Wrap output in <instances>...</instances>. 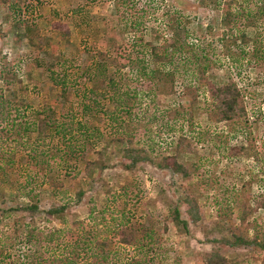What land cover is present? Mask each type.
Returning a JSON list of instances; mask_svg holds the SVG:
<instances>
[{
	"label": "rangeland",
	"instance_id": "1",
	"mask_svg": "<svg viewBox=\"0 0 264 264\" xmlns=\"http://www.w3.org/2000/svg\"><path fill=\"white\" fill-rule=\"evenodd\" d=\"M220 1L217 7L208 0H8L14 5L13 12L8 5L0 4V62L26 86L20 93L34 108L47 105L61 113L72 105L79 110L76 93L81 94L83 87L91 84L78 68L94 58H117L125 53L123 47L130 50L134 41L156 46L159 57L154 59L149 53L146 57L158 65L164 60L162 48L172 35L170 15L175 17L178 12L182 21L183 17L190 20L192 34L185 40L199 47L202 54L198 61L205 63L207 59L211 63L203 76L192 66L188 73L179 67L170 95L158 87L150 96L144 95L148 90L144 88L135 96V115L124 126L120 135L123 140H117L113 133L99 141L95 149L87 145L77 160L79 174L71 171L65 176L61 168L65 189L74 194L80 184L79 188L86 191L82 202L69 209L66 222L73 218L88 221L91 206L100 215L108 204L104 213L108 224L117 222L122 212L139 239H143L144 231L152 230V240H144L145 253L132 243H119V235L109 233V264H129L135 258H146V254L152 256L149 259L154 264H207L213 250L227 259L225 264H264V250L228 243L233 242L234 235L247 239L264 236L263 4L260 0ZM226 6L235 18L224 21ZM23 19L28 20L20 24ZM130 19L142 24L127 29L125 24ZM222 35L236 36L235 41H221ZM143 53L140 50L139 57ZM39 62L43 67L38 68ZM49 62H55V69L73 63L79 82L62 96L44 68ZM230 82L239 90L238 103L245 107L246 114L217 121L212 112L215 89ZM130 83L135 87L136 82ZM112 105L108 103L109 108ZM172 123L175 126L170 129ZM184 132L186 138L177 147L176 139ZM6 144L0 141L2 147L20 148L10 140ZM127 146L139 150L149 161L138 163L132 170L122 166L123 161L129 163L123 152ZM105 147L107 152L102 157L98 151H105ZM171 156L186 167L187 176L160 166L164 163L171 167ZM14 177L11 174L10 179ZM3 190L14 196L10 183L4 184ZM186 198L196 203L198 219H192ZM6 204L15 203L7 200ZM48 204L46 200L41 207ZM176 205L181 218L188 221V233L173 222L172 208ZM51 221L55 226L65 222ZM7 228L0 224V233Z\"/></svg>",
	"mask_w": 264,
	"mask_h": 264
},
{
	"label": "trees",
	"instance_id": "2",
	"mask_svg": "<svg viewBox=\"0 0 264 264\" xmlns=\"http://www.w3.org/2000/svg\"><path fill=\"white\" fill-rule=\"evenodd\" d=\"M208 1L215 3L217 7L221 6L220 0ZM231 2L232 0L230 4ZM260 2L263 4L260 11L263 15L264 0ZM0 4L8 5L7 8L14 11V5L9 4L8 0H0ZM25 7L31 8L26 4ZM229 8L230 6L225 7L224 21L230 16L235 18V13ZM170 16L172 21L169 22V30L172 35L168 45L162 48L164 60L158 65L154 66L152 60L146 57V53L154 59L159 57L156 46L149 42L142 44L134 41L130 50L127 51L123 47L125 53L117 58L115 56L108 57L107 60L94 58L86 66L78 68L87 75L86 80L91 84L89 87L84 86L81 94L76 93L79 110L74 109L72 105L61 113L55 112L47 105L34 108L32 103L20 93L26 90V86L15 78L16 74L11 69V71L5 70V66L0 62V141L6 144L10 140L15 142V147L21 148L10 149L5 148V145L0 146V177H2L0 224L8 226L7 231L3 230L0 233V264H109V233H117L119 243H132L140 252L146 247L145 238L152 240V230L144 231V235L141 236L143 239H139L133 228L129 227L130 223L122 212L117 222H115L116 217L115 219L112 217L115 223L108 224V219L104 216L108 204L100 215L95 211L96 208L91 206L87 215L88 221L73 218L66 222L65 217L69 209L72 205L82 202L86 191L79 188L80 184H78L77 190L71 194L64 188L59 172L64 168L65 176H70L71 171H74L75 175L79 174L77 160L83 156L81 154L85 152L87 145L90 144L95 149L99 141L103 138L107 140L108 135L113 133L117 135V140L120 139L125 124L129 122L128 119L131 120L135 115L132 111L135 96L143 92L144 88L148 89L144 95L150 96L155 93L156 87L170 95L169 90L174 87L179 67L184 70L183 73H188V67L192 66L199 76L206 74L211 63L207 59L205 63L198 61L202 54L198 51L199 47L185 40L192 34V29L188 27L189 18L183 17L184 21H182L179 12L175 17ZM26 20L28 19L20 20L19 23H26ZM140 24L142 23L138 19H130L125 26L128 27L127 29H135ZM235 37L222 35L221 41H235ZM239 38H243L242 32L239 33ZM148 46V51L145 52L144 49ZM140 50L144 53L139 57ZM175 61V66L169 68V65L174 64ZM49 63L44 68L49 73L50 81L59 87L60 96L71 85L79 82L75 75L76 71L72 68L73 63L70 62L68 65L64 63L60 69H55V62ZM14 65L19 66V64ZM37 66L43 67L40 62ZM126 68L128 71L123 74L122 70ZM29 72L28 70L27 73ZM129 79L136 82L135 87H131ZM77 90L79 89H76V92ZM239 96L240 92L233 82L215 89L216 100L212 112L217 121L232 120L246 114L245 107L238 103ZM111 102L113 105L109 108L108 103L112 104ZM93 122H101V124ZM173 126L174 123L170 129H173ZM179 128L182 129L183 125L181 124ZM185 138V132L179 135V140L176 139L177 147L182 145ZM105 149L98 151L102 157L107 152V147ZM123 152L126 158H129V163L123 161L121 164L127 169L132 170L138 163L149 161L146 155H142L139 150L131 146L123 148ZM170 159L171 167L164 163L160 166L180 173L184 177L187 176L186 167L178 162L175 156H171ZM89 162L87 161V164ZM96 162L97 160L91 161L90 164L95 165ZM102 164L105 165L103 162ZM11 174L15 176L12 180ZM6 183L11 184L14 196L4 192ZM43 185L48 186V189L42 187ZM7 200L15 204L8 205ZM46 200L49 204L42 208L41 204ZM185 200L190 206L188 211L192 219H198L196 203L188 198ZM172 213L176 227L188 233V221L181 218L178 205L172 208ZM40 216L46 223L41 224ZM52 219L57 221L61 219L65 222L55 226L52 224ZM228 243L233 247L254 245L264 250V236L247 239L242 235H234L233 242ZM142 252L146 251L142 250ZM146 258H135L129 264H154L149 259L152 256L147 257L146 254ZM226 260L217 250H213L206 263L225 264Z\"/></svg>",
	"mask_w": 264,
	"mask_h": 264
}]
</instances>
